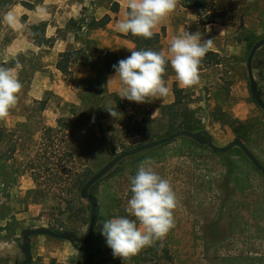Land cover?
I'll return each mask as SVG.
<instances>
[{
  "label": "rangeland",
  "instance_id": "rangeland-1",
  "mask_svg": "<svg viewBox=\"0 0 264 264\" xmlns=\"http://www.w3.org/2000/svg\"><path fill=\"white\" fill-rule=\"evenodd\" d=\"M18 1L6 12L0 6V66L15 67L19 63L18 75L23 84L16 108L0 121V264L22 261L19 246L21 231L26 228H61L84 237L89 221L88 203L82 199L64 201L59 197L62 183L56 185L54 176L65 177V173L76 169L92 175L116 154L165 137L169 118L161 117L160 107L174 101L173 82L181 88L173 71L166 80L170 93L163 101L136 103L120 98L116 74L108 84L105 63L113 58L126 59L134 50L133 41L108 31L106 25L97 29L90 25L93 19L104 17L101 14L105 9L111 11V0H100L99 10L91 0H85L90 5L71 10L77 13L71 19L60 14L69 8L58 12L57 5L83 0L49 4L53 13L44 35L50 24L56 34L52 47L30 38L31 26L39 24L32 23L37 17L30 20L26 13H17L16 29L6 22L5 15L14 6L30 11L21 2L31 3L34 8L43 2ZM218 2L223 10L213 14L231 18L224 25L211 26V31L199 22L195 28L203 39H213L211 51L218 53L220 64L202 63L200 84L182 89L201 130L214 145L222 147L238 138L264 165V110L252 99L246 69L251 45L264 38V0ZM16 38L21 45L9 52L8 47ZM57 39L68 41L61 53L72 52L65 73L56 69L60 53L52 49ZM253 61V77L264 99V47ZM107 105L121 115L117 119L110 116L104 108ZM48 128L52 132L46 131ZM48 140L62 148L68 146L73 163L59 161L56 168L40 160L39 169L32 171L30 164L38 148ZM154 149L121 161L114 173L95 186L98 241L93 237L92 250L80 257L67 241L34 236L30 264H124L121 258L113 257L101 234V222L127 214L130 177L148 158L155 162L154 170L170 181L180 206L174 214L175 227L167 237L154 247H146L126 264H264V177L234 153L231 160L235 171L230 182L225 160L181 138ZM33 172L41 173L43 180L39 184L33 180ZM32 190L36 192L32 194ZM165 247L170 260L161 251Z\"/></svg>",
  "mask_w": 264,
  "mask_h": 264
},
{
  "label": "clouds",
  "instance_id": "clouds-1",
  "mask_svg": "<svg viewBox=\"0 0 264 264\" xmlns=\"http://www.w3.org/2000/svg\"><path fill=\"white\" fill-rule=\"evenodd\" d=\"M179 2L124 0V16L117 22L116 30L124 35L152 39L156 29L175 12ZM7 19L13 22L11 15ZM206 30L211 31V26ZM213 44V39H203L200 31L190 33L183 29L172 37L167 52L129 49L131 55L113 65L114 78L119 79L118 95L136 103L163 101L170 93L163 78L169 62L181 88L199 85L202 62ZM20 67L19 63L15 67L0 66V121L6 120L19 102L23 89L18 75ZM114 78H110L108 84ZM104 108L115 119L121 115L112 105ZM154 163L151 158L145 159L136 174L130 177L131 197L125 211L134 219L117 216L101 222V234L113 257L121 258L124 264L146 247L162 242L175 227L174 214L180 206L179 200L170 181L154 170Z\"/></svg>",
  "mask_w": 264,
  "mask_h": 264
},
{
  "label": "trees",
  "instance_id": "trees-1",
  "mask_svg": "<svg viewBox=\"0 0 264 264\" xmlns=\"http://www.w3.org/2000/svg\"><path fill=\"white\" fill-rule=\"evenodd\" d=\"M19 3L18 0H0V6H2V9L4 12H6L11 6L16 5ZM24 7H26L28 10H32L34 8V5L28 2H21ZM218 0H180L179 5L183 8H191L195 10L198 22L202 25H209V24H218V25H224V22L226 20H229L230 18L224 17L222 14L214 15L213 13L217 11H222V6L218 4ZM118 11V4L114 3L112 5L111 12L112 13H117ZM110 21V17L108 15H105L102 19L100 20H95L93 19L90 22V25L94 28H103L108 22ZM46 22H41L37 25H33L30 28V38L33 40H36L38 44L40 45H46L48 47H52L54 43V39L52 38H45L44 32L46 28ZM122 38L129 39L134 42V50H148L151 49L153 51L160 52L161 50V40H162V33L156 32L154 37L152 39H144L142 37H136L132 36L131 34L128 35H121ZM255 43V42H254ZM253 43V44H254ZM252 44V45H253ZM251 45V47H252ZM250 47V48H251ZM257 53V52H256ZM72 52H63L59 54L60 57V62L56 64V69H58L61 73L66 72V67H67V62L69 57L71 56ZM120 59L113 58L112 61H107L105 63V71L107 74H113L116 73L115 69L113 68V65H118V62ZM254 62V61H253ZM206 65H219L220 64V58L218 53L209 51L207 55L205 56L203 62ZM202 64V65H204ZM173 69L171 68L170 62L166 66V73L164 75L165 81L170 77L172 74ZM260 93V92H259ZM172 94L174 96V101L169 104V105H164L160 107V114L161 117H168L169 118V126H168V131L165 136L170 135L171 133L178 131V130H188L192 132L196 131H201V125L200 121L196 119L195 117V111L190 109L188 107L189 101L186 100V94L184 93V90L182 88H179L175 82L172 84ZM261 95V94H260ZM46 131L52 132V129H47ZM204 131V130H202ZM179 139V138H178ZM182 140H187L191 142L192 145L199 147L194 141L188 139V138H181ZM164 145L159 146L155 148L154 150H159L163 148ZM201 148L208 149L205 146H201ZM63 149V150H62ZM63 151V152H61ZM251 151V150H250ZM236 153L238 156L244 158L245 160L249 161L243 153L238 149L234 148L227 154H214L217 156H220L223 160L227 162V176L228 178H233V174L235 171V165L231 160V155ZM134 157V156H132ZM40 160H45L46 162L53 164L56 168L58 166V162H67V163H73L74 161V156L70 148L67 146L65 148H62L59 146V144H54L52 141L48 140L47 144H42L37 152L36 156L33 162L30 164V169L32 171L38 170L39 165H40ZM35 161L38 163L35 165ZM118 167V166H116ZM116 167L108 173L104 178H102L99 182L104 180L105 178L109 177L114 171L116 170ZM68 172V170H67ZM32 174V178L35 181L36 184H39V180H43V177L41 173H35ZM69 174L65 173V177L55 175V181L56 185L61 182L60 184V189L61 192L59 193V197H62L64 201H72L74 199H80L79 192L84 183L87 181V179L91 176L86 170L83 171H78L77 169L74 171H69ZM97 182L94 186L91 187L90 189V194L93 195L96 198L97 197L94 195V188L95 186L99 183ZM53 184V183H52ZM55 185V184H53ZM56 191V188L54 189ZM36 190H32L31 193L34 194ZM56 194V192H53ZM66 197H71V200H68ZM70 205V204H69ZM97 209H98V203H97ZM127 213V212H126ZM122 216V215H121ZM124 217H130L127 214L124 215ZM55 232H61V231H66L63 229H51ZM93 233L94 239L97 240L96 238V233ZM73 232V231H70ZM74 233V232H73ZM76 234V233H74ZM77 235V234H76ZM93 239V238H92ZM98 241V240H97ZM97 243V242H96ZM159 242H157L158 244ZM92 246L95 245V243L92 242ZM99 246V244H96ZM92 250V247H86L83 248L82 250L78 251L80 257L85 255L88 251ZM153 250V249H152ZM112 251V250H111ZM154 252L156 250H153ZM164 256L166 259L170 260V256L168 253V249L165 247L163 248ZM137 261L138 260H134Z\"/></svg>",
  "mask_w": 264,
  "mask_h": 264
},
{
  "label": "water",
  "instance_id": "water-1",
  "mask_svg": "<svg viewBox=\"0 0 264 264\" xmlns=\"http://www.w3.org/2000/svg\"><path fill=\"white\" fill-rule=\"evenodd\" d=\"M264 47V38L258 39L250 48L249 53L246 59V69L249 81V90L252 96V99L257 104V106L264 110V99H262L257 82L255 81L252 73V61L256 54V52ZM178 138H188L194 141L199 146L207 147L213 154H227L233 148H238L242 151V153L248 158V160L252 163L256 170H258L262 175H264V165L260 164L259 161L255 158L252 152L247 148V146L238 138H234L232 141L227 143L225 146H216L214 145L212 139L205 131H188V130H178L171 133L168 136L152 140L149 142H145L143 144H139L130 149L124 150L119 154H116L113 158H111L107 163H105L100 169L94 172L84 183L82 188L80 189L79 196L80 199L86 201L88 203V226L87 232L84 237H79L70 231H61L55 232L46 227H38V228H26L21 231L22 243L19 246V250L23 255V259L19 264H30L31 262V238L34 236H47L49 238L67 241L71 243L75 248L80 251L83 248L89 247L92 244L93 233L96 224V216H97V201L96 198L90 194V189L97 182H99L102 178H104L108 173H110L121 161L126 158L135 156L139 153L157 148L159 146L168 144L175 139Z\"/></svg>",
  "mask_w": 264,
  "mask_h": 264
},
{
  "label": "crops",
  "instance_id": "crops-1",
  "mask_svg": "<svg viewBox=\"0 0 264 264\" xmlns=\"http://www.w3.org/2000/svg\"><path fill=\"white\" fill-rule=\"evenodd\" d=\"M58 1L59 0H43L41 5L35 7L33 10H30V11H24L23 8H21L20 6L18 7L14 6V9L5 15L6 22L9 23L13 29H16L15 23H14L15 21L14 17L17 13H21V14L26 13V15L29 16L30 20L33 17H37L36 19L32 20L33 24L47 22L49 20V17L51 18V16H49L51 15L50 13H53V10L49 4L57 3ZM99 1L100 0H91V3H93V6L94 8H96V10L101 9ZM111 1L113 3L118 4V11L117 13H112L108 9H105L104 12L101 14L102 16L108 15L110 17V21L106 24L105 29H108V31L113 30L117 34H121L116 30L115 26L117 22L120 19H122L124 16V12H125L124 0H111ZM87 3H89L90 5V1L88 2L85 0L79 1L76 4L74 2H71L70 5L64 2L61 5H57L56 8L58 9V12H59L60 8L63 9L65 7H68L70 11L69 9L65 8V10L60 11V14H63L68 19H71V18H75L77 15V13L74 14V12H72L71 10H75V8L77 10L78 7L85 6L87 5ZM53 6H56V5H53ZM9 15L13 17V22H9V20L7 19ZM197 22H198V19H197L195 10L191 8H188V9L183 8L178 4L175 12L171 14V16L168 19H166L156 29V32L162 33L161 50L164 52H167L172 37L179 35L183 29H185L186 31H189L190 33H195L196 32L195 26ZM203 26L204 27L217 26V24H209V25H203ZM121 35H124V34H121ZM52 37H56V34L53 32V30H51V25L49 24L48 28L46 29L45 38H52ZM67 43H68L67 40L63 41L62 39H57L52 50H56L57 53H61L64 50L65 45H68ZM20 45H21V42L19 41V39L16 38L10 43L8 47V51L11 52L13 50H16L17 47H20ZM108 49L109 48H106V50ZM115 74L116 73L109 74L108 81L110 80L112 76H115Z\"/></svg>",
  "mask_w": 264,
  "mask_h": 264
},
{
  "label": "flooded vegetation",
  "instance_id": "flooded-vegetation-1",
  "mask_svg": "<svg viewBox=\"0 0 264 264\" xmlns=\"http://www.w3.org/2000/svg\"><path fill=\"white\" fill-rule=\"evenodd\" d=\"M248 148V147H247ZM249 149V148H248ZM240 150V149H239ZM250 150V149H249ZM241 151V150H240ZM242 152V151H241ZM244 155V154H243ZM245 156V155H244ZM246 157V156H245ZM247 158V157H246ZM256 158V157H255ZM248 159V158H247ZM257 159V158H256ZM258 160V159H257ZM251 165L252 163L250 161H248ZM260 163V162H259ZM261 164V163H260ZM253 169L256 171V173H258L261 177H264V175H262L258 170L255 169V167L252 165ZM229 181L231 180L230 178L228 179ZM231 182V181H230Z\"/></svg>",
  "mask_w": 264,
  "mask_h": 264
}]
</instances>
